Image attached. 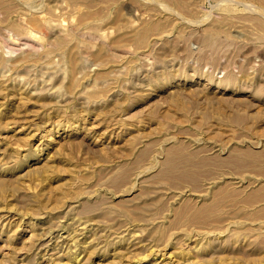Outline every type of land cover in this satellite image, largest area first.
Returning a JSON list of instances; mask_svg holds the SVG:
<instances>
[{
	"label": "rangeland",
	"instance_id": "374dc122",
	"mask_svg": "<svg viewBox=\"0 0 264 264\" xmlns=\"http://www.w3.org/2000/svg\"><path fill=\"white\" fill-rule=\"evenodd\" d=\"M0 264H264V0H0Z\"/></svg>",
	"mask_w": 264,
	"mask_h": 264
},
{
	"label": "bare ground",
	"instance_id": "6f19581e",
	"mask_svg": "<svg viewBox=\"0 0 264 264\" xmlns=\"http://www.w3.org/2000/svg\"><path fill=\"white\" fill-rule=\"evenodd\" d=\"M29 34H31V33L29 32ZM32 34H33V33H32ZM32 34H31V35H32ZM34 34H35V32H34ZM15 161H16V160H15ZM1 169H2V168H1ZM49 172H50V171H49ZM102 176H103V175H102ZM98 180H99V179H98ZM184 209H185V208H184ZM176 212H177V211H176ZM75 256H76V255H75Z\"/></svg>",
	"mask_w": 264,
	"mask_h": 264
}]
</instances>
